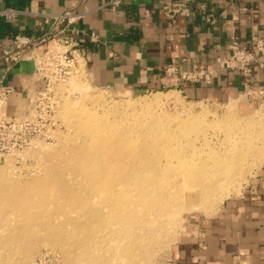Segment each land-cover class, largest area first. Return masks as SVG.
<instances>
[{"label":"rangeland","instance_id":"obj_1","mask_svg":"<svg viewBox=\"0 0 264 264\" xmlns=\"http://www.w3.org/2000/svg\"><path fill=\"white\" fill-rule=\"evenodd\" d=\"M76 68L44 99L41 133L0 153V262L168 264L183 234L264 169V107L170 88L119 94L90 83L82 63ZM86 116L131 145L82 161L104 150L84 149ZM42 141L50 149L41 151Z\"/></svg>","mask_w":264,"mask_h":264},{"label":"crops","instance_id":"obj_2","mask_svg":"<svg viewBox=\"0 0 264 264\" xmlns=\"http://www.w3.org/2000/svg\"><path fill=\"white\" fill-rule=\"evenodd\" d=\"M82 0H1L2 8L28 13L14 22L0 18V44L10 47L16 34L40 35L52 23L49 14L79 7ZM184 0H131L115 9H99L101 0H88L89 14L79 23L95 31L98 41L83 38L78 47L90 83L119 94L175 89L190 99L218 102L242 100L245 107H262L251 89L264 87V72L251 79L239 72L215 73L210 82L193 83L168 71L171 62L179 70L217 69L216 58L227 55L232 36L250 41L264 38V0H190L191 14L181 13L171 23L161 9ZM214 15V23L208 21ZM41 47L40 50L44 49ZM34 64L7 65L0 59V81L13 87L6 101L8 115L22 117L33 106ZM251 185L228 197L211 216L198 222L171 247L168 264H264V169Z\"/></svg>","mask_w":264,"mask_h":264},{"label":"built area","instance_id":"obj_3","mask_svg":"<svg viewBox=\"0 0 264 264\" xmlns=\"http://www.w3.org/2000/svg\"><path fill=\"white\" fill-rule=\"evenodd\" d=\"M1 1V0H0ZM99 9H115L131 0H101ZM190 0L183 3L165 4L162 10L166 18L175 23L178 15L191 14L187 5ZM84 10L79 7L65 8L56 14H49L52 23L47 31L40 35L28 36L16 34L10 47L0 44V59L7 65H17L23 61H32L34 64L33 79L41 84L40 89L35 90L33 106L29 113L22 117L8 115L6 101L15 91L13 87L0 81V153H8L13 149L22 147L39 135L42 128L35 120L40 115L43 101L49 94L56 80L66 73L72 75V70L77 71V64L82 63L86 71L84 60L80 57L78 47L83 38L89 37L91 41H98L95 31L87 32L80 28L79 23L91 12L88 8V0L81 1ZM19 8L0 9V18L8 22H14L20 16L27 14ZM208 21L214 23V15L210 14ZM44 49L40 50L41 47ZM217 69L199 68L190 72L179 70L178 62H171L168 71L179 73L182 79L193 83L200 81L210 82L215 73L239 72L245 78L251 79L256 69L264 72V38L253 35L250 41L232 36L227 55L216 58ZM250 97L259 96L260 104L264 107V87L248 93ZM36 126L33 128L32 125ZM0 264H3L0 262Z\"/></svg>","mask_w":264,"mask_h":264},{"label":"bare ground","instance_id":"obj_4","mask_svg":"<svg viewBox=\"0 0 264 264\" xmlns=\"http://www.w3.org/2000/svg\"><path fill=\"white\" fill-rule=\"evenodd\" d=\"M80 68V67H79ZM85 71V70H84ZM167 95V94H166ZM174 94H172L171 96H173ZM175 97V96H174ZM165 98V96H164ZM173 98V97H172ZM167 99V98H166ZM169 99V98H168ZM154 102L152 103H156V104H160L162 101L160 99V97H157L155 99H153ZM163 100V99H162ZM179 100V99H178ZM172 101V100H171ZM165 102V101H163ZM180 102V101H179ZM167 103V102H166ZM236 103V102H235ZM165 104V103H164ZM162 106V104H160ZM159 106V105H158ZM157 107V105H156ZM237 108V107H236ZM81 114V113H80ZM205 115V113H203ZM89 115V114H88ZM201 115V114H200ZM199 115V116H200ZM84 116V115H83ZM94 116V115H92ZM190 116V115H189ZM197 115L194 114V117H196ZM85 117V116H84ZM191 118V117H190ZM81 120V119H80ZM103 120H99L96 118H93L91 116H86V118H83V121L80 123L79 125V131L83 134L84 138H86L89 142L86 144V146H84V149H91V147H96L98 145H102L104 147L103 152L98 153V154H88V156H86V158H84L82 161H91L96 162V160H99L100 157H103L105 155V153L113 148V149H118V148H122V144L125 143L126 145H131L128 144L129 141L128 139L122 137H117L115 135H110L107 131V125H105L101 122ZM197 123V122H196ZM76 129V128H75ZM68 136V135H67ZM185 137V136H184ZM211 138V137H210ZM123 142V143H122ZM160 144H164V142H155V145H160ZM36 145L40 148L41 151H45L50 149V143L49 142H36ZM189 145V144H188ZM125 146V145H124ZM83 152V151H82ZM142 152V151H141ZM124 152H121L120 154H118L116 156V158H121V157H125ZM133 156V155H132ZM212 156V155H211ZM134 158V157H133ZM143 160V159H142ZM213 160V158H212ZM222 160V159H221ZM128 162V161H127ZM233 165V164H232ZM229 167V166H228ZM228 167L226 169H228ZM236 168V167H235ZM147 171V170H146ZM163 174V173H162ZM168 174V173H167ZM184 174V173H183ZM5 181V177L4 174L2 172H0V183ZM58 188V187H57ZM12 207V204H10ZM10 207V208H11ZM50 207V206H49ZM9 208V209H10ZM183 208V207H182ZM18 208L17 207H13L12 209H10L7 214L14 216L15 214H13L14 212H17ZM39 219V218H38ZM6 220V219H5ZM40 223H35V226H37Z\"/></svg>","mask_w":264,"mask_h":264}]
</instances>
